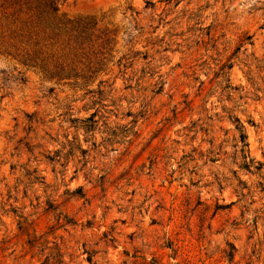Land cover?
I'll return each instance as SVG.
<instances>
[{"label": "rangeland", "instance_id": "1", "mask_svg": "<svg viewBox=\"0 0 264 264\" xmlns=\"http://www.w3.org/2000/svg\"><path fill=\"white\" fill-rule=\"evenodd\" d=\"M58 14L103 48L70 77L0 45V264H264V0Z\"/></svg>", "mask_w": 264, "mask_h": 264}, {"label": "trees", "instance_id": "2", "mask_svg": "<svg viewBox=\"0 0 264 264\" xmlns=\"http://www.w3.org/2000/svg\"><path fill=\"white\" fill-rule=\"evenodd\" d=\"M61 1L11 0L10 6L18 5V8L12 14L0 16V45L15 47L17 42L24 43L25 61L55 76H74L79 66L84 65L91 72L86 63L95 51L100 53L103 48L97 42L100 37L95 40L91 34L97 23L79 19L72 23L71 32L77 35L66 33V29L60 28L63 24L58 14ZM23 7L24 18H21Z\"/></svg>", "mask_w": 264, "mask_h": 264}]
</instances>
